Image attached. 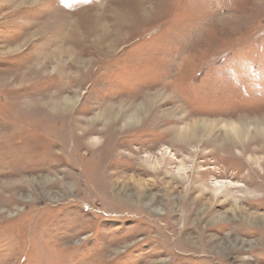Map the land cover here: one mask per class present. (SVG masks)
Wrapping results in <instances>:
<instances>
[{
  "label": "rangeland",
  "instance_id": "obj_1",
  "mask_svg": "<svg viewBox=\"0 0 264 264\" xmlns=\"http://www.w3.org/2000/svg\"><path fill=\"white\" fill-rule=\"evenodd\" d=\"M263 117L264 0H0V264H264Z\"/></svg>",
  "mask_w": 264,
  "mask_h": 264
},
{
  "label": "bare ground",
  "instance_id": "obj_2",
  "mask_svg": "<svg viewBox=\"0 0 264 264\" xmlns=\"http://www.w3.org/2000/svg\"><path fill=\"white\" fill-rule=\"evenodd\" d=\"M142 7V6H141ZM141 10H143V9H140V11ZM144 12V11H143ZM65 13V12H64ZM64 13H62V15L64 14ZM125 13V12H124ZM66 14V13H65ZM95 19H99V16H97V17H95ZM98 22V21H97ZM102 28H103V26H102ZM108 28V27H107ZM74 31V30H73ZM104 34L107 36V32H104ZM157 93H159V92H157ZM156 93V94H157ZM155 94V95H156ZM154 95V96H155ZM161 96H162V94H160ZM157 96V95H156ZM165 96V95H164ZM65 99V103L66 102H68V103H71L70 101H71V98H64ZM160 101H161V99H160ZM158 102V101H157ZM152 103H154V102H152ZM148 103H146V105H147ZM137 106V105H136ZM140 106V105H139ZM144 107V106H143ZM142 107V108H143ZM140 108V107H139ZM181 108V107H180ZM179 108V109H180ZM113 109V108H112ZM175 109V108H174ZM177 109V108H176ZM175 109V110H176ZM118 110H119V107H118ZM181 110V109H180ZM114 112L113 113H116L115 111L116 110H113ZM123 111V110H122ZM139 111H140V109H139ZM142 111V110H141ZM174 111V110H173ZM144 112H145V110H144ZM144 112H141V113H144ZM129 115H131L130 113H128ZM114 115V114H113ZM118 115V114H117ZM136 115H138V114H136ZM135 115V116H136ZM112 116V115H111ZM115 116V115H114ZM128 116V115H127ZM264 118V117H263ZM205 118H200V120H202V121H204L205 122V120H204ZM231 119V118H230ZM256 119V118H255ZM238 121L237 122H235V121H233V120H228V121H224V122H222L221 121V123H222V125H223V127H225L224 128V135L226 136V139L227 140H233V143H234V141L236 142V143H238V144H241L240 142L242 141V135H244V134H246L247 132V130H249L248 129V127L250 126V123H248L249 121H247L246 119H245V115L244 114H239V116H238V119H237ZM262 120V119H261ZM264 120V119H263ZM183 122V121H182ZM257 122V121H256ZM258 122H260V121H258ZM257 122V123H258ZM188 123V122H187ZM214 123V122H213ZM264 123V122H263ZM186 125V124H185ZM206 125V124H205ZM205 125L204 124H202V122L201 123H199L198 122V120L194 123V124H192L191 126H186V128H179L180 130H179V133H178V136L180 137V139L183 141V140H185L186 138H193L194 139V137H195V135H196V133L198 132V131H207L206 129H208L209 127H207V128H205ZM211 125V124H210ZM254 126L255 127H258V126H256L255 125V123H254ZM175 127V126H174ZM178 127V126H177ZM216 127V126H215ZM254 127V128H255ZM259 127H262L263 128V125H260ZM176 128V127H175ZM211 128V127H210ZM222 128V127H221ZM210 130V129H209ZM211 132V131H210ZM177 133V132H176ZM175 133V134H176ZM206 133V132H205ZM208 133V132H207ZM256 133V132H255ZM200 134V133H199ZM248 134V133H247ZM257 134V133H256ZM263 134V133H262ZM176 136V135H175ZM174 136V137H175ZM224 136V137H225ZM177 137V136H176ZM245 137V136H244ZM247 138V137H246ZM189 140V139H188ZM248 140V139H247ZM225 142V141H224ZM225 143H227V142H225ZM164 157H161V160L163 159ZM157 160H159V158H155V160H154V165H157V163L158 162H160V161H157ZM156 162V163H155ZM153 164H151V165H153ZM184 168V167H183ZM31 182V181H30ZM9 184V183H8ZM31 185V184H30ZM216 189H217V191L221 188V184L219 183V182H217V184H216ZM225 189V188H224ZM227 189V188H226ZM225 189V190H226ZM229 189V188H228ZM237 191H238V189H237ZM217 192H215L214 194H216ZM234 198V197H233ZM236 201V200H235ZM155 204V203H154ZM235 204V203H234ZM236 205V204H235ZM237 206V205H236ZM154 209H156L157 211L159 210L158 209V207H156V208H154ZM237 211V210H236ZM249 211V210H248ZM241 213V212H240ZM256 216V215H255Z\"/></svg>",
  "mask_w": 264,
  "mask_h": 264
}]
</instances>
